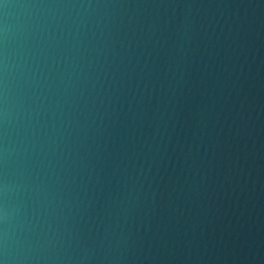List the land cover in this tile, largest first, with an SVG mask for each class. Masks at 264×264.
<instances>
[{"label": "water", "instance_id": "water-1", "mask_svg": "<svg viewBox=\"0 0 264 264\" xmlns=\"http://www.w3.org/2000/svg\"><path fill=\"white\" fill-rule=\"evenodd\" d=\"M0 264H264V0H0Z\"/></svg>", "mask_w": 264, "mask_h": 264}]
</instances>
